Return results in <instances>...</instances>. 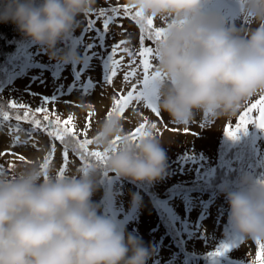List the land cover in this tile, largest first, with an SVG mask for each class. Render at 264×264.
<instances>
[{
	"label": "clouds",
	"instance_id": "clouds-1",
	"mask_svg": "<svg viewBox=\"0 0 264 264\" xmlns=\"http://www.w3.org/2000/svg\"><path fill=\"white\" fill-rule=\"evenodd\" d=\"M213 0H125L134 11L164 22L155 81L158 108L176 126L197 116L235 118L264 95V0H243L253 24L244 30L224 25L205 11ZM98 0H0V23H12L45 49L50 59L79 63V53L60 45L94 14ZM118 116L98 123L95 145L107 153V171L133 183L149 184L167 175L164 142L150 131L132 141ZM120 138L118 148L113 141ZM102 168L64 175L38 163L11 177L0 176V264H148L155 248L103 215L92 197ZM231 228L264 243V181L249 176L224 189ZM133 196V204H138Z\"/></svg>",
	"mask_w": 264,
	"mask_h": 264
},
{
	"label": "rangeland",
	"instance_id": "rangeland-1",
	"mask_svg": "<svg viewBox=\"0 0 264 264\" xmlns=\"http://www.w3.org/2000/svg\"><path fill=\"white\" fill-rule=\"evenodd\" d=\"M125 5V0H98V6H102V8L120 9V14L117 15L118 19L112 20L109 29L103 28L104 36L106 35V39L103 41L100 28H92L89 20L93 15L99 14V10L90 16L81 18V27L76 29L70 40L60 45L62 48L66 46L77 51L81 57L79 63L63 64L52 60L45 49L35 44L31 51L34 58L32 64L14 73L8 85V91L24 98H39L41 96L52 98L55 103L52 105L57 109L61 119L72 115L79 132L82 127L84 130L87 128L88 135L94 134L98 123L107 115L113 97L118 96L120 94L118 92L131 90V83L141 80L143 75L142 69L139 68L137 76L126 82L123 77L128 70V65L138 56H129L127 53L120 52L117 58L123 57V66L117 76L113 78L112 83L108 84L111 56L109 49L113 48L111 45L117 44L121 40L127 41L128 37L134 41L135 32L139 26L131 16L124 14L123 7ZM206 12L221 17L224 25L228 27L244 30L253 24L251 17L243 7V2L235 4L225 0H216L208 6ZM100 23L101 20L97 18L95 26ZM154 25L161 27L164 22L154 19ZM122 47L124 48V46ZM129 51L132 52L131 45ZM152 62L154 63L155 60ZM55 64H57V73L54 69ZM139 87L142 88L143 85H138ZM154 87L158 104V89L156 86ZM2 92L5 93V90ZM257 99L258 95L246 105L254 103ZM89 112L93 113L90 118V128H88ZM122 119L125 129L132 132L145 121L148 124H156V129L152 131L162 138L168 157L167 175L162 180L153 183L157 189L156 197L163 198L164 201L160 205L165 203L172 213L174 231L180 232L189 249L204 252L211 248L223 231L228 204L222 203L215 196H209L206 192L198 190L176 191L174 195L175 190H170L167 193L165 191L172 185L185 186L187 183H192L190 180H194L195 172L203 173L209 170L208 173L213 174L220 148L228 137L224 129L229 124L235 125L237 116L230 120L216 121L210 120L207 116L202 118L197 116L196 122L188 127L176 126L166 113L160 112L157 115L146 107L143 101H140L130 105L125 110ZM14 128L15 125L12 126L10 122L0 120V153H3L0 155V166L3 168V177L14 176L35 163L41 166L44 163V158L51 151L53 143H55V153L49 169L60 171L64 166V157L63 146L59 141H53L42 131H34L29 137V132L25 129L21 128L19 132H15ZM16 136L20 137V143L14 142ZM262 144L264 145V140H262ZM178 148H182V152L187 155L178 156L179 158L173 161L169 157L176 153ZM89 150L102 151L96 145L89 147ZM21 156L24 157V160L20 159ZM260 156L263 157L264 165V154H260ZM68 161L65 175H76L83 171L84 164L81 163L80 155L73 152ZM101 166L106 169L105 164H101ZM106 175L101 173V176L98 177L99 185L92 197L93 201L100 205L103 215H106V212L103 210L101 200L108 180ZM113 187L112 208L123 228L141 237L146 245L155 248V254L148 264H174L179 246L176 242L169 241L171 236L163 237V228L156 229L158 213L155 212V209L148 208L150 201L148 203L146 197L139 196V203L134 205V187L130 183H114ZM237 244L233 250L237 255L246 256L250 252L259 250L257 243L245 240L243 236ZM251 258L254 259V257Z\"/></svg>",
	"mask_w": 264,
	"mask_h": 264
},
{
	"label": "trees",
	"instance_id": "trees-1",
	"mask_svg": "<svg viewBox=\"0 0 264 264\" xmlns=\"http://www.w3.org/2000/svg\"><path fill=\"white\" fill-rule=\"evenodd\" d=\"M214 1L216 0H213V2ZM225 1L232 2L235 4L236 2L238 3L243 2V0H225ZM207 8L205 9V11H207ZM101 9H105L108 15H113L112 20L118 19L117 15L111 12L110 7L102 8V6H98L96 12L98 10L100 11ZM97 18L101 20V23L100 25L95 26V22ZM104 18L105 17H99V15L96 14L90 17L89 19L91 23L90 26L92 28L94 29L96 27L100 28L101 30L100 33H102L101 35L102 41L106 39V35L104 36V30H103ZM161 27H164V25H162ZM141 35L142 32L139 25L138 29L135 32L134 41L133 39H130L128 37L127 45H123L124 48L130 50V45H131L132 52H138L140 47L142 46ZM114 45L115 44H112L111 46ZM34 46L35 44L31 41V39L26 38L17 29V27L14 24L10 22L0 23V105H3L4 110L9 111L12 114V116L15 115L17 111L8 108L9 103L12 101L27 105L31 107L33 110L39 107L41 105V102L44 101L53 102V99L47 96L46 97L41 96L39 98H34V97L24 98L19 94L13 95L8 91V85L14 73L17 72L19 69H24L32 64V60H34V58L31 51L34 48ZM143 46L154 47L155 45L154 42L145 40L143 42ZM111 51L112 49H109V52ZM104 60L106 67L107 65L106 56L104 57ZM136 60H137L136 62L139 63L140 58L137 57ZM153 60H155V58ZM153 66H154L153 67L154 70L155 62L153 63ZM54 69L56 70L57 73V64L54 65ZM142 79H143V75L141 77V80ZM143 87L141 89H143ZM3 90H5V93L2 92ZM122 93L126 94L127 92H122ZM259 96L260 95H258V98ZM52 104L55 103H51L48 105L49 110L54 114L58 115L57 109H55V106H53ZM112 105H113V101L110 107L108 108L109 109L108 112L111 110ZM250 105L249 104L246 105L239 112L235 124L238 123L239 117L246 110V107ZM19 111L22 112L23 109ZM253 115L254 116L258 115V113H253ZM8 122H10L12 126L14 125L16 126V124L19 123L20 128H23L28 132H30L32 129V125L30 123L24 121L17 122L14 119V116L13 119L9 120ZM83 130L84 129L81 127L80 132H82ZM128 132L130 134L132 131L128 130ZM94 135L95 133L92 135L87 134V138L94 140L93 138ZM262 140H264V129L257 127L255 124L249 125L246 132L239 133L238 139H232L230 137L226 138V140L224 141L223 145L220 148L219 155L217 156V161L215 163V169L213 174L208 173L209 170H206L203 173H201V171L198 173L195 172V175L193 177L194 180H190L192 183H187L185 184V186L172 185L171 187L167 188L165 192L167 193L170 190H175L174 193L172 192L174 195L176 194V191L198 190L203 193L206 192L209 196H215L218 199H220L222 203L228 204L224 194V189L225 188L233 189V190L237 189L240 186V181L242 177L249 176L255 181H264L263 157L260 156V154H264L262 153L264 152L263 151L264 145L262 144ZM94 145L95 143H93L89 147H93ZM186 147L189 148L190 146H186ZM62 151L64 152V146L62 147ZM73 152L79 155L78 152L74 151L70 146L68 159L70 158V155ZM183 155H187V154L182 152V148H178L177 152L172 154L169 158L174 161L181 156L184 157ZM93 162L95 161L94 160L89 161V163L93 164V166L102 168L103 171L101 173L107 174L106 176L108 177V180L105 184V192L103 193L101 200L102 207H104L103 210L106 212L105 216L112 218L117 223L118 226L122 227L119 220L117 219L114 209L112 208L113 207L112 190L114 188L113 185L114 183L132 184L137 199L139 198V196L146 197L148 203L150 201L149 204L152 206L151 207L148 204V208L153 210L155 209V212L158 213L156 216L157 218L156 229L163 228L164 229L163 237L171 236L169 241L176 242V244L179 246V251L175 257L174 264H252V261L255 260L256 258L255 254L257 253L256 250L253 253L250 252L246 256H242V254L237 255L233 252L235 247L238 245L237 243L241 241L242 236L239 233L235 232L228 223L229 204H228L227 217L225 220L223 231L219 236V238L216 240V242L213 244V246L205 250L204 252L192 250L187 247L186 243H184V240L180 232L177 230L174 231L172 213L168 210L165 203H162L160 205V203L163 202L164 200L163 198L156 197L157 189L156 187H154L153 183H151L150 185L147 182L133 183L128 179L118 177L116 176L115 173H111L107 171V168L106 169L103 168L101 164L95 165V163ZM81 163L84 164L85 162L82 160ZM101 173L99 176H101ZM224 244L229 245V250L226 253H224V255L222 256L212 258L210 256V253L215 252L218 248L221 247V245ZM251 257H254V259H252Z\"/></svg>",
	"mask_w": 264,
	"mask_h": 264
},
{
	"label": "snow or ice",
	"instance_id": "snow-or-ice-1",
	"mask_svg": "<svg viewBox=\"0 0 264 264\" xmlns=\"http://www.w3.org/2000/svg\"><path fill=\"white\" fill-rule=\"evenodd\" d=\"M111 12L115 15L120 14L119 8H112ZM123 12L126 16H131V18L140 25L141 28V44L138 53L133 54L129 49L123 48L122 46L127 43V41L121 40L119 43L115 44L111 51L110 56V66L109 71L110 75L108 76V84H111L113 78L117 76L119 70L122 68L123 57L117 58L120 52L127 53L129 56L137 55L140 60L139 63L135 59L128 65V70L124 74V80L130 81L132 78L137 76V71L139 68H142L143 79L137 80L136 82L131 83V90L127 91L126 94L120 93L117 97L113 98V105L111 110L107 113L109 117L118 116L123 117L125 110L129 108L134 102L143 101L146 107L150 108L153 113L157 115L160 114L158 104L156 102V89L153 87L155 81L162 79V75L159 72L153 70V59L158 53V44L165 37V28L156 27L154 25V19L152 17H146L139 10L133 11L128 5L123 7ZM99 17H105L103 19V25L105 29H109V26L112 24L113 15H108L105 9L99 11ZM149 40L154 42L153 46H143V42ZM143 85L138 88V85ZM53 103L52 101L41 102V105L33 110L31 107L12 101L9 103L8 108L12 110H17L14 116V119L17 122L24 121L32 125V129L29 132V137H31L32 132L42 131L46 133L53 141H59L64 146V166L59 171L60 178H63L65 171L68 167V157H69V147L74 151H77L80 155L81 160H83L84 167L83 171L86 173L93 164L89 163L90 160L95 161V165L105 164L107 161V153L104 151H92L89 150V146L93 144V140L87 138V128L83 132L77 130L76 124L74 123V117L69 115L66 119H61L59 115L54 114L49 110L48 105ZM23 109L22 112L19 110ZM253 113H258V115H253ZM89 124L90 128V118L93 115L92 112H89ZM54 117V118H53ZM13 119L12 114L9 111L4 110V106L0 105V120L9 121ZM255 124L257 127L264 129V95H260L259 98L251 103L250 106L246 107V110L240 115L238 123L235 126L229 124L225 128V134L232 138L238 139L239 133L246 132L248 126ZM156 124L141 123L138 127L135 128L128 136V139L136 141L141 139L148 134L153 129H156ZM21 130L20 124L17 123L13 131L19 132ZM187 131V130H186ZM15 143H20V137L16 136L14 138ZM27 143V141H25ZM120 143V138H117L113 141V146L118 148ZM55 153V143L52 144L51 151L44 158V163L41 165L45 177L47 176V171L49 169L50 163L52 161L53 155ZM3 155V153H0ZM21 160H24V157H20ZM3 175V168L0 166V176ZM258 251L256 253L255 260L252 261V264H264V243L257 242ZM229 250V245H221L215 252L210 253L212 258H216L224 255Z\"/></svg>",
	"mask_w": 264,
	"mask_h": 264
}]
</instances>
